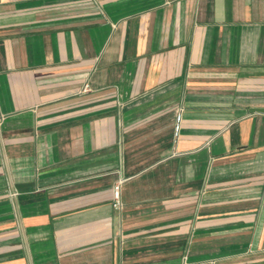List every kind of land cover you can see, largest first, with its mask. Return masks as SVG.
Masks as SVG:
<instances>
[{
	"label": "crops",
	"instance_id": "0c3cea01",
	"mask_svg": "<svg viewBox=\"0 0 264 264\" xmlns=\"http://www.w3.org/2000/svg\"><path fill=\"white\" fill-rule=\"evenodd\" d=\"M263 108L264 0H0V264H264Z\"/></svg>",
	"mask_w": 264,
	"mask_h": 264
},
{
	"label": "built area",
	"instance_id": "2783aa9c",
	"mask_svg": "<svg viewBox=\"0 0 264 264\" xmlns=\"http://www.w3.org/2000/svg\"><path fill=\"white\" fill-rule=\"evenodd\" d=\"M89 86L86 84L84 90L87 91ZM182 119H183V112L182 110L179 111L176 115V122H175V139L178 140L182 129ZM123 181L117 183L114 187V207L117 209H122L123 203L121 199V185Z\"/></svg>",
	"mask_w": 264,
	"mask_h": 264
},
{
	"label": "water",
	"instance_id": "95a60500",
	"mask_svg": "<svg viewBox=\"0 0 264 264\" xmlns=\"http://www.w3.org/2000/svg\"><path fill=\"white\" fill-rule=\"evenodd\" d=\"M260 111H264V108L263 109H260Z\"/></svg>",
	"mask_w": 264,
	"mask_h": 264
}]
</instances>
